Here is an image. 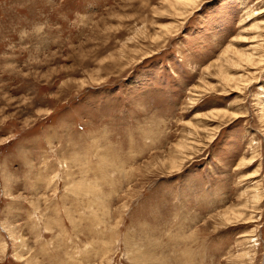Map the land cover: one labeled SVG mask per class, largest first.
Instances as JSON below:
<instances>
[{"label":"rangeland","instance_id":"rangeland-1","mask_svg":"<svg viewBox=\"0 0 264 264\" xmlns=\"http://www.w3.org/2000/svg\"><path fill=\"white\" fill-rule=\"evenodd\" d=\"M0 264H264V0H0Z\"/></svg>","mask_w":264,"mask_h":264},{"label":"bare ground","instance_id":"bare-ground-1","mask_svg":"<svg viewBox=\"0 0 264 264\" xmlns=\"http://www.w3.org/2000/svg\"><path fill=\"white\" fill-rule=\"evenodd\" d=\"M253 50H254V49H252V51H253ZM254 51H256V50H254ZM227 54H228V52H227ZM243 57H244V59H245L244 61H248V60H250V59H249L250 57H248L247 54H246V55H243Z\"/></svg>","mask_w":264,"mask_h":264}]
</instances>
